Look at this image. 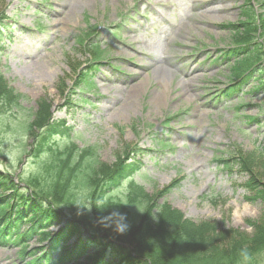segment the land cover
Masks as SVG:
<instances>
[{"label": "rangeland", "instance_id": "1", "mask_svg": "<svg viewBox=\"0 0 264 264\" xmlns=\"http://www.w3.org/2000/svg\"><path fill=\"white\" fill-rule=\"evenodd\" d=\"M32 1L0 0V10L4 4H8L7 11L9 14H21L27 4H34ZM39 1H42L41 4L37 5L40 7L38 9L39 14H35L34 17L42 19L50 35L42 48L40 46L38 50V61L28 67L22 64V60L16 63V57L19 53L17 44H20L19 41H21V35L17 28L10 32L16 41L11 42L12 46L5 48L0 53L3 57H6L8 66L7 69L1 70L3 75L6 79H10L11 84L18 91L28 94L27 106L35 108V101L39 95L49 97L54 104V116L56 118H66L70 123H74V131L79 134V138H76L75 141L80 140L81 143L96 141L100 145V158L107 162L114 160V152L123 141L134 142L136 139L141 145L151 146L153 144L152 135L148 133V130L167 133L172 140H182L188 137L189 143L184 149L177 150L174 157H171L169 166L164 165L152 170L150 168L144 169L136 179L145 185L147 192H152L154 189L168 183L169 180L176 178L178 185L167 194L166 199L172 206L179 208L186 217L195 221L207 220L213 225H218L219 229L228 228L227 230H236L251 236L255 230L249 226L248 221L261 220L264 216V210L262 211V207L257 201H247L248 198H245L247 193L244 195V187L241 184L249 178V175L242 171L229 172L221 168V165H217L210 159V154L211 150L219 146L220 143L228 144L232 140L246 153L251 151L257 154L259 151L264 153V134L262 130L257 131L254 126L247 129L251 126H246L243 121L238 120L237 128L241 130H237L232 124L228 126L227 131H224L223 127L226 126V122H229L230 116L223 114L218 119L214 115L204 113L206 109L203 105L204 100L190 102L191 109L188 113L189 108L186 110L187 115L184 117L183 122L179 125L176 124V127H181L180 129L172 131L175 121L167 124V128L164 127L165 108L177 111L184 105L189 104L188 95L192 91L196 92L195 88L188 82L185 69L180 62V56L189 51L188 39H194L193 45L198 43L197 39L202 40L201 36L218 38L221 33L192 26V21L184 16L178 17V20H175L171 25L168 23H165L162 27L148 25L140 27L138 31L128 32L126 35L129 36V39L125 40L124 43L134 37L140 41L143 36L146 37L147 41H151L153 36L155 40L153 47L157 45L161 48L165 45V53L172 56L171 59H168L172 64L174 73L157 69L154 74L150 67V76L148 77L150 81L145 82L142 86L143 89L147 90L152 84L154 85L152 90H155L156 94L159 92L162 95L155 97L154 93H151L150 96H147L145 101L146 110L140 113V103L143 102L141 97L145 95L140 93V89L136 91L135 82L138 78H143V72L134 74V71H130L133 66L126 65L124 61L117 58L119 56L128 58L130 54L123 52L118 43H114L105 48L107 56L110 58L116 57L113 58L114 63L121 64V70L125 71L129 78L113 73L108 66H105L106 71L110 70L105 76L107 80L110 78L109 96L103 98L101 97L102 93L97 90L99 96L92 98L93 101L98 100L95 109L91 111L88 105H84V107L77 110L74 121H72L64 109L60 108L64 105V99L60 96L56 86L59 84L60 79L66 78V83H71L66 76L68 73L70 74L67 66V56L71 57L72 62L76 60L83 61L80 52L75 51V33L83 25V21L86 22L87 20V23L95 24V17L101 14L100 11L111 9L108 16L109 19H112L116 9L130 8L133 0H52L54 3H50V0L48 2ZM168 1L173 4V6L167 5L170 11L178 9L181 12H190V6L185 0ZM54 13L56 15H53ZM85 15H88L87 19H83ZM100 35L101 38L107 37L108 33L101 31ZM33 37L27 38L26 34V37L22 39L27 38V43H31ZM177 43H180L181 46H176ZM135 62H138V58H135ZM102 70V67L99 68V72H102ZM99 72L96 74L97 77ZM97 77H95L96 84L102 79ZM107 82L105 80L103 84ZM101 105L102 109H100ZM88 111H91V114L86 116L85 113ZM8 112L0 114V169L10 168L8 170L27 175L36 169L35 161L27 158L26 155L22 157L18 155L23 133L21 130L16 129L14 131L8 127V125H13V120H15V118L12 120L7 117L10 116ZM251 112H254V109ZM137 118L143 121V127L137 125L139 124L136 121ZM187 120H191V123H188ZM187 125H191V127H185ZM138 132L139 135L136 137ZM70 136L71 133L69 136L66 134L61 135L58 137L57 142L65 145L69 142ZM216 141L219 143H216ZM219 147L222 149L229 148L228 145ZM168 155V153H165L160 156V160L164 161ZM263 157L255 164L254 172L257 173L261 179L260 182L264 185ZM147 159L149 164L152 163L150 156ZM246 202L251 204L252 212L238 220L235 210L238 208L239 211H242ZM122 234L123 236H119V239H113L120 244L128 243L132 247L137 245L133 238L127 237V233ZM0 264L21 263L15 257L10 258L8 254L1 251ZM257 264H264V253L257 257Z\"/></svg>", "mask_w": 264, "mask_h": 264}, {"label": "trees", "instance_id": "2", "mask_svg": "<svg viewBox=\"0 0 264 264\" xmlns=\"http://www.w3.org/2000/svg\"><path fill=\"white\" fill-rule=\"evenodd\" d=\"M48 115L47 107L41 109L35 119L26 124L27 132L33 134L35 128L45 125ZM122 164L123 160H119L117 164L106 165L94 158L74 164L73 167L65 164L64 167L67 168L69 176H71L67 191H63L66 184L60 185V187L52 185L45 189L39 186L38 191L40 192L38 195L36 194L35 202L38 199L39 202L49 201L72 206L76 199L87 200L91 203L92 208L90 211L86 209L85 218L91 221L94 220L92 216L98 218L95 225L85 221L84 217L82 220L91 225L99 234L97 243L102 240L106 241L101 245V250L109 252L127 264H244L242 260L244 251L252 256L250 264H256L257 257L264 253V216L261 220L251 223L255 231L251 236H247L236 230L220 229L218 231L216 225L208 222L194 224L183 220L177 210L171 209L165 203L159 207L156 214H153V203L148 201L143 208L146 199L130 198L127 203L139 207L135 218L129 216L133 228L127 237L136 241H139V236L147 241H149L148 238H155L161 243L155 249L139 245L135 248L137 258L131 257L129 253L125 252L127 250L125 247L115 243V239H119L118 237L123 234L116 233L112 227H104L102 223L103 218L109 216L114 208L123 214H132L128 208L119 206L120 203L110 199L111 197L107 193L113 187L112 181L122 169ZM251 182V190L264 204V185L255 180ZM100 203L109 206L100 210L95 206ZM34 205L42 208V205ZM47 210L50 214L53 212L50 207ZM33 212L37 213L41 210L33 207ZM16 213L22 215L21 212ZM49 217L51 219L52 216ZM49 217H46L47 221H49ZM55 221L56 219L53 218L52 223ZM137 229L139 230L135 233ZM140 231L141 233H139Z\"/></svg>", "mask_w": 264, "mask_h": 264}, {"label": "clouds", "instance_id": "3", "mask_svg": "<svg viewBox=\"0 0 264 264\" xmlns=\"http://www.w3.org/2000/svg\"><path fill=\"white\" fill-rule=\"evenodd\" d=\"M76 204L82 205L85 209L89 211L91 210V207H92V205H84L81 203H76ZM95 206L100 210H104L109 205L100 203ZM102 223L104 227H112L116 233H120V234L126 232L129 227V225L126 222L125 215L115 208L112 209L109 216L103 218ZM251 259H252V256L250 253H248L247 251L242 252V260L244 264H250Z\"/></svg>", "mask_w": 264, "mask_h": 264}, {"label": "bare ground", "instance_id": "4", "mask_svg": "<svg viewBox=\"0 0 264 264\" xmlns=\"http://www.w3.org/2000/svg\"><path fill=\"white\" fill-rule=\"evenodd\" d=\"M252 212V206L249 203L244 204V208L242 211H239V209L237 208L235 210V214L237 219H241L242 216L248 215Z\"/></svg>", "mask_w": 264, "mask_h": 264}]
</instances>
